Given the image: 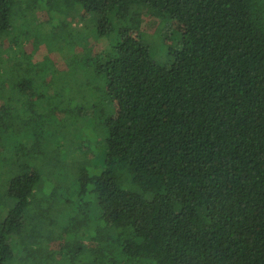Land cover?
Returning a JSON list of instances; mask_svg holds the SVG:
<instances>
[{"label": "trees", "instance_id": "16d2710c", "mask_svg": "<svg viewBox=\"0 0 264 264\" xmlns=\"http://www.w3.org/2000/svg\"><path fill=\"white\" fill-rule=\"evenodd\" d=\"M55 1L47 0L50 8ZM75 1L96 18L98 38L122 25L118 41L91 58L104 93L81 90L84 81L78 92L69 80L56 86L54 70L41 86L31 66L13 69L20 79L8 95L0 90V130L22 116L33 126L48 116L51 124L80 111L100 114L98 95L109 104L99 116L102 168L77 170L70 210L56 177L65 170L62 144L34 130L29 144L11 147L1 161L11 168L0 264H78L88 247L91 264H264V0ZM14 4L0 0V38ZM145 9L180 27L167 64L154 62L140 41ZM56 235L63 237L57 250ZM110 245L125 261L105 256Z\"/></svg>", "mask_w": 264, "mask_h": 264}, {"label": "rangeland", "instance_id": "374dc122", "mask_svg": "<svg viewBox=\"0 0 264 264\" xmlns=\"http://www.w3.org/2000/svg\"><path fill=\"white\" fill-rule=\"evenodd\" d=\"M14 1L9 29L0 38V57L2 58V65H0L1 92L8 95V92L14 91H10L12 84L19 83L18 79L20 77H14L13 69L29 71L28 68L31 66L30 69L36 70L39 76L35 73H30V75L36 81L38 77L41 86H44L42 84L43 76L45 75L46 79L49 80L52 78L54 70L57 71L56 76L58 77L56 79L60 83L59 85L55 83L56 86L66 87L63 82L69 80L72 87H74V91L78 92L81 83L84 81L81 90H84V87L90 91V95H93L92 87H94L101 89L104 93L103 74L96 75L94 72L92 73L91 58L99 52L109 50L118 41L117 34L122 25L115 28L114 34L110 38H98L96 36V18H89L88 13L84 12V6L75 0H56L53 8L49 7L47 0ZM141 11L145 13V16L139 25L138 36L140 41L148 47L154 62L167 64L169 54L177 50L175 48L180 43V27L175 21L167 20L165 22L151 17L147 9ZM67 31L73 32L72 38H66ZM82 64L89 67L88 73H86L87 69L82 67ZM69 70L70 75L60 77L66 75ZM45 89V87L41 88L42 92ZM82 96L87 97V94ZM24 98L26 100L30 99L28 95H24ZM95 101L100 114L102 113V107L104 110L109 108L108 102L104 104L98 95H95ZM78 103L81 102H75L74 106L77 107L76 104ZM12 109L13 111L15 109L13 104ZM112 109L114 112L116 111L115 103H113ZM17 113L21 114L19 111ZM100 114L92 113V115L88 114L87 116L85 113L81 114L80 111L74 115L73 121H66V116H59L62 120L57 118L59 120H55L51 124L48 116L45 119H39L36 123H33V126L23 125L21 121L24 116H22L21 121L12 119V129H9L6 133L0 130V153H2L0 154V215L2 214V208L4 210L2 201H5V203L9 201L7 195L10 179L5 175V171L9 173L11 168L8 161H5L7 167H4V163L1 161L4 157H10L14 147L18 148L21 144H29L30 135L34 130L42 132L44 142L52 139L51 142L54 141V144H62L63 152L60 150V162L64 165L65 170L60 173L56 172V177L63 182V186H61L63 197L59 200L62 201L67 198L70 210L72 206L77 204L74 198L78 188L75 181L77 170L83 167L89 173L98 174L102 168L106 132L101 125ZM106 114L110 115L107 110ZM42 123L45 126H39ZM51 130L55 131L52 132ZM50 131L54 134V137L50 136ZM69 148L73 152L70 153ZM14 171L17 172V169L15 168L13 173ZM46 184L47 187L45 188H50L51 183ZM62 238L61 235H56L55 239L50 240V247L57 250ZM109 250H113V252L106 253L105 256L117 257L125 261V258L119 255L118 250H115L113 245H110ZM87 251L88 253L84 256L81 255L77 260L78 264H91L95 259V256L91 254L95 250L88 247ZM103 264H111V262L107 259ZM133 264L139 263L134 262Z\"/></svg>", "mask_w": 264, "mask_h": 264}]
</instances>
